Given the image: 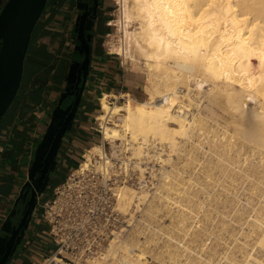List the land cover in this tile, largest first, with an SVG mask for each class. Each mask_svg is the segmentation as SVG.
Returning a JSON list of instances; mask_svg holds the SVG:
<instances>
[{
	"label": "bare ground",
	"instance_id": "1",
	"mask_svg": "<svg viewBox=\"0 0 264 264\" xmlns=\"http://www.w3.org/2000/svg\"><path fill=\"white\" fill-rule=\"evenodd\" d=\"M119 1L123 7L124 42H121V47L120 45L117 47V51L120 50L119 52L124 55L125 62L130 61L135 66L143 64L142 67L147 73L145 88L149 97L139 100L127 96L125 102L112 104L110 97H124L122 93L121 95L113 92L104 93L101 96L103 112L98 115L97 119L103 120L104 140L111 143V154L117 159H123L127 152L131 151L142 173L144 168L140 163L144 157L157 156L161 158L160 161L163 164L171 162L174 154L180 155L182 152L192 157L197 149H201L196 144L195 136L211 132L207 116L201 112H191L192 106H199L203 98H206L212 106L219 105L221 109L224 107L230 112V118L228 117L230 121L227 122L225 119L228 124L222 135L219 131V133L212 134L215 136L211 138L214 145L211 144V148H208L214 156L217 155L218 160L215 157L217 161L209 158L206 172L210 177L215 175L213 170L220 168L230 183L235 185L242 181V185L250 193L248 195V192L245 193L244 190V197H246L244 200L246 204L252 205L253 209L252 207H250L252 210L249 209V205H243L241 198L238 204L241 202L242 214L249 213L246 220L248 223L243 224H249L248 227L251 228L250 231L245 232V229L242 233L245 240L237 243L240 246L239 251L232 249L235 254L241 250V257L235 255L232 250H228L230 245L228 248L225 247L226 250L222 255L220 254L221 256L213 254V250H211L212 254L208 253L210 248L207 250L208 245L204 241L196 242V239H199L197 237L201 235L194 232L202 226L199 224L201 220L203 225H207L208 221H212L211 224L215 225L214 219L216 220L217 216L211 217L210 208L208 212L204 209L205 201L196 200L194 195L191 197V193L186 192L185 188L189 182H186V185L185 182L180 185L178 182L175 183V180L169 179L171 175L176 179L181 173L179 166L176 171H164L167 180L160 186L165 189L164 191L176 190L178 194H183L171 196L169 193L166 194L167 191L164 193L167 196L161 193L154 197L165 198L164 201L161 200L167 202L165 204L178 206L175 215L172 214V220L173 223L180 224V231L184 229L183 234L177 235L172 233L176 232V229L174 231L163 230L162 226L155 227L148 222L151 225L148 232L140 229V226L129 236L117 234L100 255L89 260L90 264H149L148 257L152 255V252L158 264H264V0ZM182 86H185L188 91L182 89ZM158 98H161V102L157 101ZM185 98L189 101L186 102ZM108 120H113V123L109 124ZM216 133L224 136L225 140L218 143ZM207 139L210 140V138ZM188 143L196 145L191 144L192 147L187 148ZM88 151L87 160L83 161L82 167L85 169L90 166L93 155L101 154L105 158L101 168L107 172L111 160L105 157L103 146L96 144ZM234 151L237 153L236 156H232ZM162 153L168 156L163 158ZM190 162H186V165ZM217 163L220 167H217ZM184 165L183 162L182 166ZM223 173L219 172L222 175ZM246 181L248 184L244 185ZM151 196L152 193L148 188L139 190L126 183L121 189L119 205L124 213L134 216L132 209L134 207L139 209L142 207L141 204L149 201L147 211L148 215L152 216L157 209L153 208L155 200L153 198L150 200ZM226 197L227 201L232 204L236 196L233 199L228 195ZM202 210H204L203 216L202 214L199 216L198 212ZM241 212L238 211L239 214ZM193 222H196L195 226L198 222L200 227H195L196 230H194L191 227L195 224ZM187 223L191 224L189 226L194 232L189 230L190 234L187 233L190 229L188 225L185 226ZM214 225H211L210 230L207 226L210 234L215 230H212ZM223 226L225 225L221 227ZM202 229H200L201 232L198 230L200 234L202 231L204 233ZM207 229L205 226V231ZM143 233L146 235L144 240L141 236ZM162 235L167 238L162 245H159L160 250L153 251L149 248L150 242H157ZM188 235L191 238L190 236L185 238ZM250 240L254 243L249 249L246 245L249 246L251 242L248 241ZM231 252L233 253L230 254ZM53 261L57 264H74L59 256H55ZM49 262L50 260H46L44 264H49Z\"/></svg>",
	"mask_w": 264,
	"mask_h": 264
},
{
	"label": "crops",
	"instance_id": "2",
	"mask_svg": "<svg viewBox=\"0 0 264 264\" xmlns=\"http://www.w3.org/2000/svg\"><path fill=\"white\" fill-rule=\"evenodd\" d=\"M47 6L32 35L18 96L0 125V143L5 146L0 152V181L6 182L7 198L15 194L22 172L31 173L38 145L68 85L73 48L69 29L74 5L72 0H49ZM93 47L82 103L61 150V164L68 166V172L77 164V155L98 140L92 120L100 111V95L126 93L142 100L147 94L139 73L127 72L100 42ZM65 97L66 108L70 103H65ZM1 216L2 210L0 219ZM54 250L48 225L37 211L30 232L8 264H40Z\"/></svg>",
	"mask_w": 264,
	"mask_h": 264
},
{
	"label": "built area",
	"instance_id": "3",
	"mask_svg": "<svg viewBox=\"0 0 264 264\" xmlns=\"http://www.w3.org/2000/svg\"><path fill=\"white\" fill-rule=\"evenodd\" d=\"M122 99L125 100L124 97L112 96L110 102L116 103ZM157 101L161 102V98ZM97 118L98 116L95 117L92 129L102 135L99 144L105 150V157L111 160L110 168L107 172L100 168L105 158L101 154H95L90 166L84 169L82 163L87 160V148L77 161L78 166L55 187L52 196L44 201L39 215L47 223L49 235L55 245L53 254L44 262H52L55 256H59L75 264H90L89 260L100 255L117 234L129 236L140 226V229L148 232L151 226L145 215L146 203L141 204L139 209H132L134 216L124 213L119 205L121 189L126 183L139 190L148 188L151 193L157 192L158 187L149 170L152 169L150 158L144 157L140 163L144 168L142 173L131 151L123 159L113 157L111 143L104 140L103 120ZM108 123L112 124L113 120H108ZM4 147L0 143V152ZM141 236L146 238L144 233Z\"/></svg>",
	"mask_w": 264,
	"mask_h": 264
},
{
	"label": "rangeland",
	"instance_id": "4",
	"mask_svg": "<svg viewBox=\"0 0 264 264\" xmlns=\"http://www.w3.org/2000/svg\"><path fill=\"white\" fill-rule=\"evenodd\" d=\"M123 7H122V4L120 3V1L119 0H105V19H106V25H105V27L106 28H104V31H103V35H102V37H101V39L99 40V42L104 46V48L107 50V51H110V53H112L111 55H113L117 60H119V62H120V64L126 69V71L127 72H131V73H139L142 77V86H143V89L146 91V88H145V86H146V84H147V73H146V71H145V69L142 67L143 66V64L141 65V66H135V65H133L130 61H126L125 62V59H124V55L121 53V52H119V51H117L118 49H117V47L121 44V42L123 43L124 42V38H123V33H124V31H123V29H122V27H123V22H124V19H123ZM73 18H75L74 16L72 17V20H71V22H70V28L71 29H69V31H71L72 32V30H73V22H74V19ZM108 22H110V25L108 24ZM73 34V33H72ZM123 38V39H122ZM71 41H73V38H72V36H71ZM72 44L74 45V43L72 42ZM118 44V45H117ZM115 46V47H114ZM120 47H121V45H120ZM182 89H185V86H182ZM185 91H188L187 89H185ZM118 94H120V93H118ZM117 94V95H118ZM103 95V94H102ZM102 95H100V96H102ZM124 97H125V100L124 99H122L120 102H116V104H119V103H122V102H125L126 100H127V96H132L131 94H126V93H123L122 94ZM18 96V95H17ZM132 97H134V96H132ZM149 97V95L148 94H146V97L144 98V99H147ZM17 98V97H16ZM134 98H136V97H134ZM137 99V98H136ZM144 99H142V100H144ZM16 100V99H15ZM14 100V101H15ZM140 100V99H139ZM186 102H188L189 100L187 99V98H185L184 99ZM97 102H98V106H99V108H100V111L98 112V115L100 114V113H102L103 112V109L101 108V101L100 100H97ZM113 104V103H112ZM115 104V103H114ZM207 105V106H206ZM201 106V107H200ZM219 105H213L212 106V104H210V102H209V100L207 101V99L206 98H203V101H201L200 102V105L199 106H197V105H194V106H192V110H191V112H201V113H203L205 116H207V120H208V126H209V130H211V132L210 131H208V132H210V134L209 133H205V134H207V135H205V134H201V135H196L195 136V140H196V144H198V146H199V148H201V149H197L196 151H195V154L192 156V157H189V155L188 156H186V154H185V152H182V153H180V155L179 154H174L173 155V159L171 160V162H169V163H166V162H164V164H163V162L162 161H160L161 160V158H157V156L156 157H151L150 158V160H149V162H150V167L152 168V169H150L149 168V170L151 171V174H152V177L154 178V183L156 184V186L158 187V190H159V192H158V190H157V192H155V193H152V196L150 197L151 199L150 200H152V198L155 200L154 201V204H153V206H155V207H153L154 209H157V210H155V212H153L152 213V216H150V215H148V208H147V206L149 205V201L146 203V207H145V210H146V212H145V215H146V213H147V217H146V219H147V221L149 222V223H152V225L153 226H155V227H157V226H162L163 227V230H170V231H174L175 229H176V232L174 231V232H172V233H175V234H183L182 232L184 231V229H183V231H180L181 230V226H179L180 224H178V223H173V220H172V216L173 215H175V212L177 211V207L178 206H174V205H176V204H174V205H169V204H165V203H167V202H162L161 200H163V199H165V198H163V199H159V197L157 196V197H154L156 194L157 195H159V194H161V195H166V194H171V196H177V195H181V194H183V193H181V194H178V192H175L176 190H170V191H168V190H166V191H164L165 189H163V188H161L162 186H160V185H163V183H165L166 182V180L167 179H165L166 178V176H165V174H164V171L165 170H170L171 172L174 170V171H176L178 168L177 167H181V168H179V170H181L180 172L182 173H180L179 175H177V177H176V179H174L173 177H172V175L170 176V178L169 179H173V180H175V181H173V183L175 182V183H179L180 185L183 183L184 184V182H185V185L187 184V189L185 188V190H186V192L187 193H191V197H193V195H194V199H196V200H203V201H205L206 203H205V206H204V209H206V211L208 212L209 211V208H210V211L211 212H209V215H211V217H213V218H215L216 216V220L214 219V222H216L215 223V225L214 224H211L212 223V221L210 222V221H208L206 224L207 225H203V223H201L202 222V220L201 221H199V224H201L202 226L201 227H203V229L198 225V222H197V226H195L196 225V222H193V223H195V224H193L192 226H191V224H189V223H187V224H185V226H187V227H189L190 228V226L192 227V228H194V230H196V228H199V229H197V231L196 232H194V230L193 229H188V232L187 233H189L190 234V231L192 232V230H193V232L194 233H196V234H199V235H201L200 237L198 236L197 238H199V239H196L195 241L196 242H199L200 243V241H204L205 242V244H207L208 245V248H207V250L210 248V250L208 251V253L210 252L211 253V250H213L212 251V253L213 254H215V255H218V256H221L222 255V253L223 252H225L224 250H226V248H228L229 246L228 245H230V247L228 248V250L229 251H231L232 249H234V250H238L239 251V248H240V246L239 245H237V243L239 244L240 242L242 243L244 240H245V237H244V235L242 234L244 231H245V229H246V231L245 232H247V230H249L250 231V228L251 227H248L249 226V224H243V223H248L246 220L248 219V214L249 213H247L246 212V214H242V212H241V210H242V207H241V205H240V203L238 204V201H239V199L241 198V201L243 202V205H249V204H246V200H244L246 197H244L245 196V193H247L248 195L250 194L249 193V191L247 190V189H245L244 188V186L242 185L243 183H235V185L234 184H232V183H230V181H229V179H227L228 177L226 176V175H224V173L222 172V170L220 171L218 168H216L215 170H213V174H215V175H213V176H208L207 174H208V172H206V165H208V160H209V158L211 159H217L218 160V157H217V155H215L214 156V153L211 151V144L212 145H214V143H213V140L211 139L212 138V134H214L215 132H218L220 135H222V132L225 130V128H226V124H228V123H226V120H227V122L228 121H230V112L229 111H227V109H224V107L221 109V106H219ZM208 107V108H207ZM11 108V107H10ZM10 108H9V110H10ZM220 108V109H219ZM213 109V110H212ZM224 109V110H223ZM8 110V111H9ZM198 110V111H197ZM211 111V112H210ZM217 111V112H216ZM218 111H219V113H218ZM227 111V112H226ZM214 113V114H213ZM227 113V114H226ZM221 114V115H220ZM210 115V116H209ZM218 115H219V117H218ZM224 115V116H223ZM217 116V117H216ZM210 119H209V118ZM223 117H224V119H223ZM226 117V118H225ZM229 117V118H228ZM216 118V119H215ZM217 118H219L218 119V121H217ZM222 118V119H221ZM226 119V120H225ZM229 119V120H228ZM216 122H215V121ZM92 122H93V125L95 124V118L92 120ZM212 122V123H211ZM218 123V124H217ZM216 124V125H215ZM223 124V125H222ZM220 125V126H219ZM222 125V126H221ZM225 125V126H224ZM212 127V128H211ZM219 127H220V130H219ZM224 127V129H222V128ZM216 130V129H218L217 131H212V130ZM221 129H222V131H221ZM218 133H216L217 134V138L216 139H218L217 140V142L219 143V142H221V141H224L225 140V138L223 139V137L224 136H220ZM96 137L98 138V142L96 141L95 143L96 144H99V140H100V138H101V134H99V133H97L96 132ZM203 135V136H202ZM199 136H200V139H199ZM207 136H209V137H207ZM218 136H220L219 138H218ZM203 137V138H202ZM215 136H213V138H214ZM207 138H210V140L209 139H207ZM202 139H205V140H202ZM223 139V140H222ZM208 140V141H207ZM202 145H199V143ZM202 142H204V143H202ZM208 142H209V144H208ZM93 144V143H92ZM96 144H93L91 147L89 146L88 148H89V150L92 148V147H94ZM189 144V145H188ZM187 144V148H190V147H192V145H196V144H194V143H188ZM192 144V145H191ZM159 146H162L161 144H159ZM236 146V145H235ZM184 147H186V146H184ZM208 147H210V148H208ZM236 147H238V146H236ZM204 149H206L207 150V152H206V150H204ZM198 150H200V151H198ZM205 151V152H204ZM209 151H210V153H209ZM83 152H85V151H83ZM89 151H87V153H88ZM111 152H112V150H111ZM233 152V151H232ZM232 152H231V154H232ZM87 153H86V155H87ZM197 153V154H196ZM212 153V154H211ZM182 154V155H181ZM185 154V155H184ZM204 154H207V155H204ZM234 154V155H233ZM232 154V156H236V154L237 153H235V151H234V153ZM199 155V156H198ZM168 155L166 154V153H162V157L163 158H166ZM183 156V157H182ZM196 156V157H195ZM210 156V157H209ZM189 159H188V158ZM215 157V158H214ZM81 158V155H77V160H79ZM180 158V159H179ZM177 159V160H176ZM215 159V161H217ZM179 160V161H178ZM188 160H190V161H188ZM196 160V161H195ZM85 161V160H84ZM174 161V162H173ZM185 163V165H184V167L182 166L183 165V162ZM201 161V162H200ZM178 162V163H177ZM182 162V163H181ZM186 162H190V163H188V165H186ZM202 163V164H200V163ZM220 162H222V161H220ZM227 163V162H226ZM182 164V165H181ZM217 165V167H220L219 166V164L217 163L216 164ZM78 165L77 164H75L74 165V167L67 173V175H65V177H64V179L63 180H65L66 178H67V176L72 172V170L75 168V167H77ZM154 167V168H153ZM185 168V170L183 169V168ZM101 168V167H100ZM167 168V169H166ZM172 169V170H171ZM154 170V171H153ZM163 170V171H162ZM169 171V172H170ZM209 171V170H208ZM221 172V173H223V175L222 174H219V172ZM184 172V173H183ZM206 172V173H205ZM216 172H217V174H216ZM215 177V178H214ZM218 177V178H217ZM225 177V178H224ZM213 178V179H212ZM224 178V179H223ZM192 179V180H191ZM211 179V180H210ZM210 180V181H209ZM218 180V181H217ZM225 180V181H224ZM249 181H250V179H248ZM247 180V181H248ZM164 181V182H163ZM172 181V180H171ZM199 181V182H198ZM215 181V182H214ZM246 181V182H247ZM248 181V182H249ZM62 182V181H61ZM60 182V183H61ZM187 182V183H186ZM195 182V183H194ZM225 182V183H224ZM245 182V184L244 185H247L248 184V182L246 183ZM192 183V184H191ZM194 183V184H193ZM201 183V184H200ZM212 183V184H211ZM179 184H177V185H179ZM201 186H200V185ZM218 184V185H217ZM224 185V186H222V185ZM231 184V185H230ZM211 185V186H210ZM229 185V186H228ZM232 185H234V186H232ZM238 185V186H237ZM160 186V187H159ZM190 186V187H189ZM210 186V187H209ZM233 188H232V187ZM243 186V187H242ZM196 187V188H195ZM235 188V189H234ZM212 189V190H211ZM237 189V190H236ZM163 190V191H162ZM235 190V191H234ZM246 192H245V191ZM162 191V192H161ZM168 191V192H167ZM167 192V193H166ZM174 192V193H173ZM185 192V193H186ZM245 192V193H244ZM164 193H166V194H164ZM193 193V194H192ZM233 193V194H232ZM238 193V194H237ZM154 194V195H153ZM174 194V195H173ZM196 194V195H195ZM204 194V195H203ZM230 194V195H229ZM234 194H236V195H234ZM185 195V194H184ZM229 196V197H231L232 199L236 196H238L237 198L235 197L233 200H234V202L232 201L231 203L232 204H230V201H227V197L226 196ZM167 196V195H166ZM157 198H158V200H160L159 202H158V204H157ZM226 199V200H225ZM157 200V201H156ZM164 201V200H163ZM226 201L229 203H226ZM245 201V202H244ZM185 202H187V200L185 201ZM219 202V203H218ZM234 203H235V206L233 207V205H234ZM160 204V205H159ZM237 204V205H236ZM157 205H159V207H157ZM171 206H173V208L171 207ZM210 206V207H209ZM231 206V207H230ZM238 206V207H237ZM149 207V206H148ZM220 207H221V209H220ZM250 207H252V205H249L248 206V208L249 209H251ZM172 208V209H171ZM227 208H229L228 210H227ZM234 208V209H233ZM236 208V209H235ZM238 208V209H237ZM241 208V209H240ZM219 209V210H218ZM224 209V210H223ZM231 209V210H230ZM232 209H233V212H232ZM240 209V210H239ZM252 209H253V207H252ZM251 209V210H252ZM173 210V211H172ZM239 212H241L240 214L238 213V211ZM250 210V211H251ZM205 211V212H206ZM201 212V213H200ZM200 212H198L199 213V216L202 214V216H203V212H204V210H202V211H200ZM232 212V213H231ZM174 213V214H173ZM211 213V214H210ZM252 213H254V212H252ZM173 214V215H172ZM232 214V215H231ZM235 214V215H234ZM237 214V215H236ZM231 215V216H230ZM241 215V216H240ZM246 215V216H245ZM202 216L200 217V218H202ZM225 216V217H224ZM226 216H227V218H226ZM235 216V217H234ZM237 216H239V218L237 217ZM242 216H244V217H242ZM242 217V218H241ZM246 217V218H245ZM220 218L222 219V220H220ZM223 218H224V222H223ZM230 218V219H229ZM245 218V219H244ZM242 219H244V220H242ZM152 220V221H151ZM190 220V219H189ZM228 220V221H227ZM231 220H235L234 221V223H233V221H231ZM240 220H242V221H240ZM191 221V220H190ZM238 221H239V223H238ZM228 222H229V224H228ZM223 223V224H222ZM227 223V224H226ZM176 224H178V226L176 225ZM214 225L213 226V228H212V230H216V232H214L213 231V233L215 234H213V233H209L208 232V229H207V226H209V225ZM220 225V227H218L219 225ZM225 225V226H223V227H221L222 225ZM164 225H165V227H164ZM171 225H173V226H171ZM190 225V226H189ZM209 226V230L211 229V227L212 226ZM228 225V226H227ZM205 226H206V231H205ZM216 226V227H215ZM236 226V227H235ZM187 227H186V230H187ZM196 227V228H195ZM215 227V228H214ZM228 227V228H227ZM230 227V228H229ZM235 227V228H234ZM243 227V228H242ZM154 228V227H153ZM165 228H167V229H165ZM171 228V229H170ZM174 228V229H173ZM178 228H180V229H178ZM223 228V229H222ZM242 228V229H241ZM200 229H202V230H204V233H203V231H202V234H200ZM225 229V231H223ZM228 229V230H227ZM235 229H237L236 231H235ZM241 229V231H240V233L238 232L239 230ZM190 230V231H189ZM200 232H199V231ZM218 230V231H217ZM219 230H221V232L219 231ZM234 231V233H233V231ZM169 231V232H170ZM223 231V232H222ZM228 231V232H227ZM178 232V233H177ZM180 232V233H179ZM207 232V233H206ZM231 232H232V235H231ZM193 233V234H194ZM209 233V234H208ZM220 233H223V234H220ZM226 234V235H225ZM236 234H237V236H236ZM241 234V235H240ZM195 235V234H194ZM193 235V236H194ZM220 235V236H219ZM189 236L190 235H188V236H186L185 238H189ZM206 236H208V238L206 237ZM211 236V237H210ZM210 237V238H209ZM227 237V238H226ZM234 237V238H233ZM235 237H237L238 238V240H237V238H235ZM242 237H244V238H242ZM166 238L167 237H165L164 235H162L161 236V238L160 239H157V242H155V241H153V242H150V247L149 248H151V249H153V251H157V250H160V248H159V245H162L165 241L164 240H166ZM190 238H191V236H190ZM215 238V239H214ZM145 238L143 237L142 238V240H144ZM204 239H207V240H204ZM223 239V240H222ZM228 239V240H227ZM236 239V240H235ZM240 239V240H239ZM243 239V240H242ZM220 240V241H219ZM213 241H215V242H213ZM225 241V242H224ZM240 241V242H239ZM155 242V243H154ZM211 242V243H210ZM248 242H251L250 244H249V246L248 245H246L247 246V248H249L250 246H251V244L252 243H254V241L253 240H250V241H248ZM210 244V247H209V244ZM236 245H235V244ZM218 244V245H217ZM233 245V246H232ZM149 246V245H148ZM212 246V247H211ZM217 246V247H216ZM224 246V247H223ZM241 246H242V244H241ZM205 247H206V245H205ZM226 247V248H225ZM233 247H238L237 249H235V248H233ZM223 248V249H222ZM251 248V247H250ZM249 248V249H250ZM244 249V248H243ZM234 250H232L233 252H234ZM228 251V252H229ZM238 251H236V252H238ZM216 252V253H215ZM233 252H231L230 254H232ZM153 253L154 252H152V255L150 254L149 255V257H148V261H149V264H158V262H157V260L155 259V257H154V255H153ZM211 253V254H212ZM221 254V255H220ZM234 254H235V252H234ZM205 255H206V253H205ZM235 255H237L238 257H241L242 255H241V250H240V252H238V253H236ZM153 256V257H152ZM226 259V258H225ZM224 259V260H225ZM224 260H223V262H224ZM44 263V262H43ZM73 263V262H72ZM49 264H57L55 261H52V262H50ZM75 264V263H74Z\"/></svg>",
	"mask_w": 264,
	"mask_h": 264
},
{
	"label": "water",
	"instance_id": "5",
	"mask_svg": "<svg viewBox=\"0 0 264 264\" xmlns=\"http://www.w3.org/2000/svg\"><path fill=\"white\" fill-rule=\"evenodd\" d=\"M49 0H7L0 9V125L3 117L16 99L22 85L25 61L28 55L33 32L41 19ZM86 16V15H85ZM84 16V17H85ZM83 17V18H84ZM93 22V20H92ZM88 29H93L91 25ZM86 31L84 19L80 36ZM92 37L89 33L87 40L83 39L85 57L83 61H72L67 76L68 85L56 106L52 122L38 145L34 165L42 155V148L52 137V147L48 158L55 161L66 134L72 129L86 90L92 61ZM77 79L78 89L75 98L65 108L64 97L69 84ZM45 190V189H44ZM44 190L35 191L41 194ZM15 248V249H14ZM16 250L13 238L6 243L0 237V264H8Z\"/></svg>",
	"mask_w": 264,
	"mask_h": 264
},
{
	"label": "flooded vegetation",
	"instance_id": "6",
	"mask_svg": "<svg viewBox=\"0 0 264 264\" xmlns=\"http://www.w3.org/2000/svg\"><path fill=\"white\" fill-rule=\"evenodd\" d=\"M6 1L0 0V9ZM72 3L74 5L72 17L74 16L75 18H73L72 38L74 45L71 60L83 61L85 52L82 48V40H87L88 34L92 33L91 43L93 50V46L96 42H99L103 35V30L106 25L105 0H72ZM83 19L86 31L80 36ZM91 25L93 29H88ZM77 89L78 82L75 79L69 84L65 103L69 104L73 101ZM53 139L52 137L48 140L42 148V155L32 168L31 173L28 170L22 172L18 180L17 190L13 196L7 198L4 195V192L7 190L6 182L0 181V210H2L3 215L0 219V235L5 243L13 238L17 251L31 230L36 212L39 211L44 201L52 196L55 187L63 181L65 175L68 173V166L64 165L63 167L61 164V150L65 138L55 161L51 162L48 158ZM38 189L40 191L45 190L41 194L37 193V196L34 198L35 191L37 192ZM16 250L15 253L17 252Z\"/></svg>",
	"mask_w": 264,
	"mask_h": 264
},
{
	"label": "trees",
	"instance_id": "7",
	"mask_svg": "<svg viewBox=\"0 0 264 264\" xmlns=\"http://www.w3.org/2000/svg\"><path fill=\"white\" fill-rule=\"evenodd\" d=\"M48 7V6H47ZM47 7L45 10H47ZM94 144V143H93ZM92 143H90L86 148H88L89 146L91 147L93 145Z\"/></svg>",
	"mask_w": 264,
	"mask_h": 264
}]
</instances>
